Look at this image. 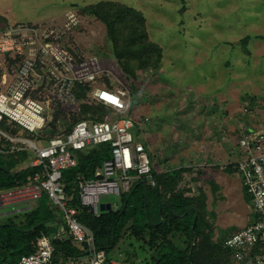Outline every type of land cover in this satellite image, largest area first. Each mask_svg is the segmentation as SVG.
I'll use <instances>...</instances> for the list:
<instances>
[{
	"label": "rangeland",
	"instance_id": "1",
	"mask_svg": "<svg viewBox=\"0 0 264 264\" xmlns=\"http://www.w3.org/2000/svg\"><path fill=\"white\" fill-rule=\"evenodd\" d=\"M93 1L97 0H0V25L14 31L31 25L32 30L43 33L60 28L75 15V27L60 43L81 58H99L96 71L106 70L93 83L104 85L102 80L108 79L111 88L126 89L133 119L148 116L147 126H140L136 140L149 146L161 162L165 149H171L170 164L173 161L172 165L183 167L181 190L195 202L204 195L206 207L213 213L212 239H218L219 229H239L256 218L239 175L224 164L237 158L240 133L236 125L248 126V117L257 119V128L264 125V39L255 36L264 35V0H114L141 10L149 36L164 49L161 70L134 72L131 79L119 72L104 24L69 8L70 2ZM245 35L250 37L244 47L239 40ZM224 99L227 116L221 112ZM246 100L252 104L246 106ZM240 108L246 111L239 114ZM45 114L48 125L53 113L46 109ZM236 114L239 116L230 122ZM158 120L160 125L155 127ZM221 124L229 128L228 133ZM132 131H136L134 127ZM205 133L211 135L206 142L212 151H195L199 140H192L193 136ZM100 198L114 202L119 196L103 194ZM20 199L0 198V211L22 207L26 200ZM34 204L30 202L29 207ZM140 244L122 233L117 243L106 249L107 256L118 264H151L154 253Z\"/></svg>",
	"mask_w": 264,
	"mask_h": 264
},
{
	"label": "built area",
	"instance_id": "2",
	"mask_svg": "<svg viewBox=\"0 0 264 264\" xmlns=\"http://www.w3.org/2000/svg\"><path fill=\"white\" fill-rule=\"evenodd\" d=\"M74 16L68 17L60 28L43 33L32 30L29 24L19 31L11 27L0 30V151L30 148L35 156L25 166L42 167L33 181L0 191V198L10 196L27 201L45 193L62 212L63 227L79 249L66 262L55 263L52 239L42 235L36 239L33 251L21 255L16 264H118L107 256L104 248L95 245L93 231L77 219L76 209L66 205L62 170L76 165V150L89 144H110V156L102 161L94 176L77 180L80 203L95 215L119 207L118 198L114 202L102 201L101 195L118 197L140 178L154 184L148 152L134 139L135 121L125 115L130 107L129 93L123 88L94 84L96 77L106 70L96 71L95 62L98 65L99 58H81L75 50L60 43L76 25ZM5 53L13 60L10 65ZM77 82L91 83L86 99L108 107V114L102 113L98 119L94 116L79 119L67 133L50 135L45 142L24 135L25 132H33L36 137L41 134L47 125L45 110L53 113V100L66 110H77L80 102L86 100L74 95L72 87ZM41 86L46 92L39 89ZM35 90L36 96L32 94ZM47 94L50 98H45ZM3 120V125L17 131L5 130ZM237 146V158L224 165L239 175L256 218L226 237L223 246L231 250L236 264H264V125L241 134ZM101 202L109 203V209L101 210Z\"/></svg>",
	"mask_w": 264,
	"mask_h": 264
},
{
	"label": "trees",
	"instance_id": "3",
	"mask_svg": "<svg viewBox=\"0 0 264 264\" xmlns=\"http://www.w3.org/2000/svg\"><path fill=\"white\" fill-rule=\"evenodd\" d=\"M69 4V8L75 9L78 14L92 17L104 24L109 50L120 65L119 72L122 76L131 79L134 72L148 74L150 70L152 72L156 69L155 73L158 72L157 69L161 70L164 49L149 36L141 10L131 4L114 0ZM3 27L0 25V29ZM255 36L264 39L263 34ZM249 37L243 36L239 43L245 47ZM5 57L8 65L13 63L7 53ZM102 82L105 86L112 87L108 79ZM90 87L91 83L77 82L73 85L72 91L77 99H86V92ZM39 89L43 93L46 92L43 86ZM32 94L36 96L37 91ZM45 98H50V95L47 94ZM221 101L222 116H227L229 114L225 110L226 105L223 106L225 99ZM246 101V106L252 104ZM52 106L54 108L52 119L45 130L38 134V138L43 142L50 135L67 133L79 119L93 116L98 119L107 110L103 104L87 99L80 102L77 110H66L56 100L52 101ZM130 109L131 105L125 115L132 117ZM240 110L242 111H239V114L246 111L242 108ZM239 114L232 116L229 121H234V117ZM144 116L142 119L134 120L135 140L138 139L140 126H147L145 120H148V116ZM256 121L255 117H248L249 125H239L240 127L236 125L235 130L241 135L256 129ZM4 122L5 120L2 121L3 128L6 126L3 125ZM221 125L228 133L229 128ZM26 134L30 137L34 135L33 132ZM150 153L148 155L154 184L151 185L146 178L134 180L130 190L120 194L119 207L101 212L99 215L93 214L80 203L77 180L94 176L102 161L110 156L109 142L89 144L76 150L74 152L76 165L62 170L61 180L64 184L66 205L74 207L77 219L93 231L95 245L106 250L114 246L119 236L125 233L141 241V247H149L148 250L154 253L151 256V264H235L231 258V250L223 246V241L238 228L219 229L218 239L213 240L214 218L213 213L206 207L204 195L195 202L186 191L181 190L179 178L183 167L157 171L152 161L153 153ZM30 156L32 152L28 149L0 151V191L31 182L36 174L42 172L41 166L20 167ZM209 182L211 185L214 183L213 180ZM132 195L134 200L131 199ZM34 203L22 212L18 221L9 218L7 222L0 224V264H16L21 255L33 251L36 239L42 235L52 239V261L55 263L66 262L70 256L79 253L78 247L74 245L66 230L64 234L57 232L59 224L55 221L56 218H60L61 223L65 225L58 206L54 205L45 193H42Z\"/></svg>",
	"mask_w": 264,
	"mask_h": 264
},
{
	"label": "crops",
	"instance_id": "4",
	"mask_svg": "<svg viewBox=\"0 0 264 264\" xmlns=\"http://www.w3.org/2000/svg\"><path fill=\"white\" fill-rule=\"evenodd\" d=\"M161 112H158V114H160ZM158 123H159V120H158ZM157 126H159L158 124L157 125H155V127H157ZM165 126H162V127H160V131H162V130H164L163 128H164ZM5 130H9L10 132H12V133H14V132H16L17 130L15 129V128H10V127H8V125L4 128ZM10 129H13L14 131H12V130H10ZM166 129V128H165ZM44 131V130H43ZM42 131V132H43ZM41 132V133H42ZM163 133H167L166 131H164ZM169 133H167V135H168ZM24 135H26L27 137H30L29 135H27L26 134V132L24 133ZM169 136V135H168ZM30 138H34L35 140H37V138H38V136L36 137L35 135H33L32 137H30ZM39 139V138H38ZM173 139V138H172ZM211 139V135H209V134H207V133H205V135H203V136H200V135H195V136H193V138H192V140H199V141H197V144H198V146H197V148L196 149H194L195 151L196 150H198V148L199 149H204L207 153H209L210 151H212V147H211V145H209V144H207V142H206V140H210ZM41 140V139H40ZM148 140H149V138H148ZM151 140V139H150ZM154 143H156V140H154ZM4 144L5 145H7L8 146V143H6V142H4ZM211 144V143H210ZM158 145V144H157ZM163 147H165L164 146V144L162 145ZM145 147V149H146V151L148 150L149 152H152L153 150L149 147H146V146H144ZM175 149L176 148H178V146H176V147H174ZM24 149H28V150H30L31 152H32V156H30L29 157V159L27 158L21 165H20V167H24V168H26V167H29V166H31V165H28V166H25V165H27V164H29V162H30V160L31 159H33L34 158V156H35V151L34 150H32V149H30V148H24ZM24 149H20V150H24ZM170 148H166L165 150V152H168L169 153V151H171V149L169 150ZM210 149V150H209ZM217 150H218V148L216 147V152H217ZM14 151H19V150H14ZM147 151V152H148ZM164 151V150H163ZM12 152V151H11ZM163 153V155L165 156L164 158H165V160L164 161H160L158 158H156L155 157V155H153V165H155V168L157 169V171H167V170H170V169H175V168H178L176 165H172V163H173V161H172V163L170 164V160H172V158H169L168 156H170L172 153H169L168 155H166V153ZM153 153V152H152ZM193 153V152H192ZM154 154V153H153ZM205 156H208V154H206ZM222 158H219V160H221ZM37 199V198H36ZM36 199H28L26 202L24 201V204L22 205V207H13L12 209H10V210H6V211H0V224H2V223H4V222H7L8 220H9V217L8 216H10V215H12V216H17V217H14V219L13 220H16V221H18L19 219H21V214H22V212H25L27 209H29V205H30V202H35V200ZM28 201H29V203H28ZM118 201H119V198H118ZM17 204V203H16ZM22 204V203H21ZM61 212V211H60ZM104 212V211H103ZM60 216H62V218H63V214H62V212H61V215ZM63 220H64V218H63ZM55 221L59 224V229H58V233L59 234H64L65 233V230H66V228H64L63 226L64 225H62L63 223H61V221H60V218L58 219V218H56L55 219ZM64 223H65V220H64ZM57 233V234H58Z\"/></svg>",
	"mask_w": 264,
	"mask_h": 264
},
{
	"label": "water",
	"instance_id": "5",
	"mask_svg": "<svg viewBox=\"0 0 264 264\" xmlns=\"http://www.w3.org/2000/svg\"><path fill=\"white\" fill-rule=\"evenodd\" d=\"M99 206H100L101 210H108L110 207L109 203H105V202H101ZM62 225H64V224H62Z\"/></svg>",
	"mask_w": 264,
	"mask_h": 264
},
{
	"label": "clouds",
	"instance_id": "6",
	"mask_svg": "<svg viewBox=\"0 0 264 264\" xmlns=\"http://www.w3.org/2000/svg\"><path fill=\"white\" fill-rule=\"evenodd\" d=\"M146 150V149H145Z\"/></svg>",
	"mask_w": 264,
	"mask_h": 264
}]
</instances>
